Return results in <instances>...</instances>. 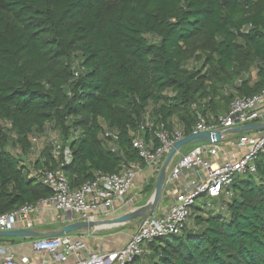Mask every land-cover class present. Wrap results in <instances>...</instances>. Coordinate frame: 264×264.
<instances>
[{
	"label": "trees",
	"instance_id": "trees-1",
	"mask_svg": "<svg viewBox=\"0 0 264 264\" xmlns=\"http://www.w3.org/2000/svg\"><path fill=\"white\" fill-rule=\"evenodd\" d=\"M263 87L264 0H0V213L51 194L31 174L41 168L76 187L97 171L146 166L132 139L159 146L154 128L139 129L147 108L189 133L193 104L216 116ZM255 164L216 197L225 213H204L201 196L191 226L148 242L141 260L264 264V152Z\"/></svg>",
	"mask_w": 264,
	"mask_h": 264
},
{
	"label": "built area",
	"instance_id": "built-area-1",
	"mask_svg": "<svg viewBox=\"0 0 264 264\" xmlns=\"http://www.w3.org/2000/svg\"><path fill=\"white\" fill-rule=\"evenodd\" d=\"M192 107L195 121L189 133L185 132L181 124H174L171 129H167L162 121L150 117L149 108L146 109L139 129L154 128L159 146H151L139 132L134 135L132 146L144 164L152 168L155 176L174 144L188 134L213 133L254 122L264 123V87L251 96L235 95L227 111L216 116L201 111L196 104ZM103 135L116 140L118 131L105 127ZM32 141L37 140L32 136ZM53 144H57V141L54 140ZM110 146L114 150V145L110 143ZM263 152L264 128L242 131L235 137H226L224 134L218 141L190 144L186 152H176L174 157L177 159L164 173L163 187L171 186L169 193L173 196L172 203L159 216H152L153 210L141 217L121 247L115 250L93 248L86 241V235L72 234L73 231L46 234L32 237L29 242L0 244V264H129L136 258L140 259L138 264H145L141 260L148 251L144 243L181 233L198 197L231 195L233 179L239 174L254 173L255 159ZM55 153L58 154V151ZM62 154L61 164L69 163L71 155L68 147L63 148ZM140 171L138 163L129 162L119 172L97 171L91 180L72 187L60 168L38 169L31 174H35L42 184L50 188L51 194L36 203H24L0 213V231L32 230L39 221L44 222L45 218L55 220L58 215L68 224L87 222L91 224L83 228H91L100 215L135 197L132 195L128 199L127 196ZM39 212L41 215L34 217Z\"/></svg>",
	"mask_w": 264,
	"mask_h": 264
},
{
	"label": "crops",
	"instance_id": "crops-1",
	"mask_svg": "<svg viewBox=\"0 0 264 264\" xmlns=\"http://www.w3.org/2000/svg\"><path fill=\"white\" fill-rule=\"evenodd\" d=\"M173 163L174 162H172V164ZM154 177L156 176L155 174H153L152 168L147 166L141 167V171L134 178L132 188L130 189L127 196L129 197L128 199H131L132 195H135L134 198L129 200V202L127 203L119 205L112 211L104 215H100L97 218L96 223H94L91 228H80L75 232L73 231L72 234L86 235V241L93 248L115 250L121 247L127 241L129 236L133 233L141 217L130 218L129 220L123 222H114L113 220L125 213L132 212L134 209L144 205V201L147 200L146 205L151 201L152 196L147 199L148 196H146V194L148 193L149 195L150 193V190H148L147 187L148 185L152 184ZM170 189V185H165L164 187H162L154 215L159 216L163 214V212L167 209L170 203H172L173 196L169 193ZM207 198L216 201V197ZM40 215L41 213L39 212V214H34V217H38ZM44 224H49L50 229L36 230L38 227ZM67 224L68 223L63 220L61 216L58 215V218H56L55 220L45 218L44 222L39 221V223L32 230L41 233V235H46L62 229Z\"/></svg>",
	"mask_w": 264,
	"mask_h": 264
},
{
	"label": "water",
	"instance_id": "water-1",
	"mask_svg": "<svg viewBox=\"0 0 264 264\" xmlns=\"http://www.w3.org/2000/svg\"><path fill=\"white\" fill-rule=\"evenodd\" d=\"M264 128V123H249V124H244L240 125L238 127H234L231 129H226L224 131H215L213 133L211 132H202V133H197V134H188L184 136L182 139L178 140L175 144L174 147L169 151V153L166 155L159 172L157 174L156 180H155V185L154 189L151 194L152 201L149 205H146V203L136 209H134L132 212L125 213L116 219H114V222H123L127 221L130 218H135V217H143L146 214L151 213L160 196L162 187H163V180H164V173L166 169L168 168L169 162L172 160L174 155L176 154L177 151L180 150V148L184 144H195L201 141H207L210 142L212 140L218 141L221 138V135L232 133V132H242V131H248V130H258ZM91 223L87 222H73L65 225L62 229L52 232L51 234L53 235H58L61 233H68L72 231H76L80 228H83ZM1 236H22V237H37L40 236L41 233H38L35 230H29V229H19V230H10V231H0Z\"/></svg>",
	"mask_w": 264,
	"mask_h": 264
},
{
	"label": "rangeland",
	"instance_id": "rangeland-1",
	"mask_svg": "<svg viewBox=\"0 0 264 264\" xmlns=\"http://www.w3.org/2000/svg\"><path fill=\"white\" fill-rule=\"evenodd\" d=\"M252 74H254V71H252ZM56 133H57V132L55 131V134H56ZM48 138H49V137H44V136L42 135V137H41L42 142H43V143H45V142L47 143V142H48ZM188 149H189V145H183V146L180 148V152H186ZM174 159H175V157H173V159L169 162V165H168V166H170V165L172 164V162H174ZM176 159H177V157H176ZM156 177H157V176H156ZM156 177H154V178L156 179ZM151 194H152L151 191H150L149 195H148V193L146 194V196H148L147 199L150 198ZM146 196H145V197H146ZM200 197H201V196H200ZM200 197L197 198V201H196L195 203L201 204V200H200V202H199ZM146 201H147V200H146ZM146 201H144V203H146ZM207 201H208V202L205 203V207H207V208H205L206 210H204V213L207 212V211H211V212H213V213H225L226 210H225L224 201L222 202V201L220 200V201H215V202H213L212 199H208ZM221 202H222V203H221ZM157 203H158V202H157ZM155 208H156V207H155ZM155 208H154L153 213L151 214L152 216H154ZM190 220H191V221H190ZM186 224H187V226H188V225L191 226V224H192V219H191V217H188ZM35 229H36V228H35ZM47 229H50L49 224H48V225H46V224L41 225V226L38 227L36 230H47ZM31 239H32V237H22V236H1V235H0V244H4V245L11 244V245H13V244L18 243V242H20V241H21V242H23V241L29 242ZM146 244H147V243H144V246H145V247L147 246ZM146 248H147V247H146ZM144 263H145V262H144Z\"/></svg>",
	"mask_w": 264,
	"mask_h": 264
},
{
	"label": "bare ground",
	"instance_id": "bare-ground-1",
	"mask_svg": "<svg viewBox=\"0 0 264 264\" xmlns=\"http://www.w3.org/2000/svg\"><path fill=\"white\" fill-rule=\"evenodd\" d=\"M151 201H152V199H151ZM151 201L147 205H149L151 203Z\"/></svg>",
	"mask_w": 264,
	"mask_h": 264
}]
</instances>
